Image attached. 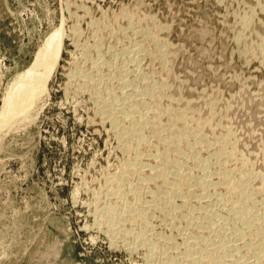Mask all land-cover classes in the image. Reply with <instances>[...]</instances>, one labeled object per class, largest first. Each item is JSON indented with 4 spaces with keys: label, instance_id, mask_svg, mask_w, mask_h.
<instances>
[{
    "label": "rangeland",
    "instance_id": "rangeland-1",
    "mask_svg": "<svg viewBox=\"0 0 264 264\" xmlns=\"http://www.w3.org/2000/svg\"><path fill=\"white\" fill-rule=\"evenodd\" d=\"M53 33L43 95L0 132V264H188L224 237L217 264H264V0H0V113Z\"/></svg>",
    "mask_w": 264,
    "mask_h": 264
},
{
    "label": "bare ground",
    "instance_id": "bare-ground-1",
    "mask_svg": "<svg viewBox=\"0 0 264 264\" xmlns=\"http://www.w3.org/2000/svg\"><path fill=\"white\" fill-rule=\"evenodd\" d=\"M240 19V18H239ZM59 30V29H58ZM61 30V29H60ZM59 30V31H60ZM56 32V31H55ZM54 32V33H55ZM63 32V31H62ZM61 32V33H62ZM53 33V34H54ZM57 34H59L60 35V32L59 33H57ZM57 34L55 35H53V36H51V38L50 39H48L47 41H45V43H44V45L42 46V48L39 50L40 52H39V56H38V59L36 60V62H35V64L32 66V68L34 69V70H32L31 72H29V73H27L26 75L25 74H18L16 77H15V79L13 80V83L12 84H10L9 86H8V88H7V92H6V94H5V97H4V99H3V110H2V112L0 113V132H2L3 131V128H9V126L10 125H12V123L15 121V119L17 118V117H20V116H22V115H24V114H26L28 111H29V109H31V105H32V102L34 101V99H36V97L38 98V96H41V90L42 89H44V86H45V83H46V79L50 76V74H51V71H52V69H53V67H54V63H55V61L57 60V58L59 57V54H60V46H61V44L60 43H62V42H60V38L59 37H62V36H57ZM82 34V33H81ZM62 35V34H61ZM53 37V38H52ZM63 38V37H62ZM60 39V40H59ZM94 40V39H93ZM82 49H83V47H82ZM253 54V53H252ZM116 57V56H115ZM121 58V57H120ZM102 65V64H101ZM127 66V65H126ZM137 69V68H136ZM40 70V71H39ZM138 70V69H137ZM122 73V72H121ZM78 74H79V72H78ZM118 76V75H117ZM127 76V75H126ZM70 77V76H69ZM80 77V76H79ZM86 78V77H85ZM113 78V77H112ZM87 79V78H86ZM144 80V79H143ZM89 82V81H88ZM117 82V81H116ZM145 82V81H144ZM142 83V82H141ZM127 85H128V83H126ZM131 84V83H130ZM87 85V84H86ZM84 86V85H83ZM104 86V85H103ZM117 86V85H116ZM124 86V85H123ZM124 88H125V86H124ZM128 88V87H127ZM138 88V87H137ZM150 88H152V87H150ZM149 87L147 88V89H145V90H143L144 89V87H143V91L142 92H139L138 91V93H140V94H142L143 95V97L145 98L146 97V95H149L150 93H151V89H150ZM80 89V88H79ZM110 89V88H109ZM113 89V88H112ZM153 89V88H152ZM161 89V88H160ZM75 91V90H74ZM77 91V90H76ZM98 91V90H97ZM121 91V90H120ZM135 91V90H134ZM128 92V91H127ZM135 92H137V91H135ZM110 93H111V91H110ZM153 93V92H152ZM95 94V93H94ZM132 94H133V92H132ZM132 94H128V95H126V97L125 98H127V96H130V95H132ZM154 94V93H153ZM152 94V95H153ZM43 95V94H42ZM114 95V94H113ZM136 95H137V93H136ZM141 95V96H142ZM145 95V96H144ZM151 95V96H152ZM135 96V95H134ZM138 96V95H137ZM136 96V97H137ZM150 96V95H149ZM76 97V96H75ZM100 97V96H99ZM105 97V96H104ZM109 97V96H108ZM123 97H124V95H123ZM135 97V98H136ZM148 97V96H147ZM155 97V96H154ZM112 98V97H111ZM119 98V97H118ZM99 99V98H98ZM121 99V98H120ZM128 99H129V97H128ZM141 99H142V97H141ZM103 100V99H102ZM123 100V99H122ZM134 100V99H133ZM151 100V99H150ZM109 101V100H108ZM130 101V100H129ZM153 101V100H152ZM25 102H26V104H25ZM107 102V101H106ZM105 102V103H106ZM142 102V101H141ZM120 103V102H119ZM140 103V102H139ZM190 103V102H189ZM141 104V103H140ZM139 104V105H140ZM98 105V104H97ZM120 105V106H119ZM119 105H117V106H119L120 107V112L123 114V112H124V109H125V107H127L126 105H124V103H123V105L122 104H119ZM131 105V104H130ZM142 105V104H141ZM95 106V105H94ZM101 106V105H100ZM96 107V106H95ZM116 107V106H115ZM131 107H132V105H131ZM131 107H129L130 108V110H133L132 112L133 113H139V111H137L138 109H137V107L134 105L133 106V109L131 108ZM144 107H147V106H144ZM103 108V107H102ZM110 108V107H109ZM128 108V107H127ZM127 108H126V110H127ZM94 109V108H93ZM115 109V108H114ZM146 109V108H145ZM148 109H149V107H148ZM106 110V109H105ZM110 110V109H109ZM99 111V110H98ZM115 111V110H114ZM117 111H118V109H117ZM137 111V112H136ZM151 111V110H150ZM182 111V110H181ZM180 111V112H181ZM95 112V111H94ZM145 112V111H144ZM163 112V111H162ZM179 112V113H180ZM101 113H103V112H100V114ZM114 113V112H113ZM130 113V112H129ZM129 113H125L124 112V115H125V117H131V115L129 116ZM151 113V112H150ZM177 113V112H176ZM96 114H97V112H96ZM99 114V115H100ZM128 114V115H127ZM130 114H132V113H130ZM141 114V113H140ZM155 114V113H154ZM186 114V113H185ZM101 115H103V114H101ZM111 115V114H110ZM110 115H109V117H110ZM139 115V114H138ZM142 115V114H141ZM182 115V114H181ZM184 115V114H183ZM140 116V115H139ZM177 116V115H176ZM185 116V115H184ZM108 117V118H109ZM133 117V116H132ZM143 117V116H142ZM171 117V116H170ZM178 117V116H177ZM176 117V118H177ZM192 117V116H191ZM224 117V116H223ZM111 119H112V122H113V127L114 128H117L116 127V122H115V120H113L115 117L113 116V117H110ZM109 118V119H110ZM94 119V118H93ZM99 119V118H98ZM105 119H107V116L105 117ZM119 119V118H118ZM130 119H133V118H130ZM141 119V118H140ZM179 119V118H178ZM177 119V120H178ZM182 119V118H181ZM184 119V118H183ZM187 119H189V117L187 118ZM20 120H21V118H20ZM147 120V119H146ZM180 120V119H179ZM185 120V119H184ZM196 120V119H195ZM102 121V120H101ZM139 121V120H138ZM145 121V120H144ZM158 121V120H157ZM171 121V120H170ZM187 121V120H186ZM26 122V121H25ZM104 122V121H103ZM102 123V122H101ZM105 123V122H104ZM154 123V122H153ZM207 123V122H206ZM110 124V123H109ZM136 125V124H135ZM134 125V126H135ZM144 125H145V123H144ZM170 125V124H169ZM197 125V124H196ZM130 126V125H129ZM204 126H206V125H204ZM131 127H132V125H131ZM139 127V126H138ZM155 127V126H154ZM195 127V126H194ZM7 128V129H8ZM134 128V127H133ZM133 128H132V130H133ZM4 129V130H5ZM130 129V128H129ZM128 129V130H129ZM128 130H127V132H128ZM198 130V129H197ZM193 131V130H192ZM116 132V131H115ZM152 132V131H151ZM129 133V132H128ZM130 133H132L131 131H130ZM181 133V132H180ZM125 134V133H124ZM165 134V133H164ZM187 134V133H186ZM136 135V134H135ZM126 136V135H125ZM184 136V135H183ZM115 137V136H114ZM187 137V136H186ZM131 138V137H130ZM138 138V137H137ZM136 138V139H137ZM151 138H153V137H151ZM172 138V137H171ZM176 138V137H175ZM178 138V137H177ZM182 138V137H181ZM154 139V138H153ZM163 140V139H162ZM183 140V139H182ZM148 141V140H147ZM164 141H166V140H164ZM221 141V140H220ZM159 142V141H158ZM123 143V142H122ZM219 143V142H218ZM141 144V143H140ZM146 144V143H145ZM162 144V143H161ZM178 144V143H177ZM209 144V143H208ZM230 144V143H229ZM127 145V144H126ZM125 145V146H126ZM144 145V144H143ZM149 146V145H148ZM166 146V145H165ZM233 146V145H232ZM128 147V146H127ZM181 148V147H180ZM184 148V147H183ZM192 148V147H191ZM225 148H227V147H225ZM126 150H127V148H126ZM194 150V149H193ZM225 150V149H224ZM155 152H156V150H155ZM157 153V152H156ZM158 154V153H157ZM164 154V153H163ZM218 154V153H217ZM220 154V153H219ZM129 155V154H128ZM139 155V154H138ZM141 155H142V153H141ZM221 155V154H220ZM219 155V156H220ZM223 155H224V153H223ZM235 155V154H234ZM213 156H214V154H213ZM153 157V156H152ZM182 157V156H181ZM208 157V156H207ZM211 157V156H210ZM233 157V156H232ZM154 158V157H153ZM262 158H264V157H262ZM261 158V159H262ZM155 159V158H154ZM206 159V158H205ZM167 160H168V158H167ZM172 160V159H171ZM208 160V159H207ZM216 160V159H215ZM218 160V159H217ZM226 160V159H225ZM159 161V160H158ZM195 161H196V159H195ZM230 161V160H229ZM172 162V161H171ZM204 162H205V160H204ZM216 162V161H215ZM264 162V161H263ZM213 163V162H212ZM158 164V163H157ZM169 164V163H168ZM173 164V163H172ZM171 163H170V165L171 166H174V165H172ZM177 164V163H176ZM205 164V163H204ZM244 164V163H243ZM264 164V163H263ZM132 165V164H131ZM137 165V164H136ZM139 165V164H138ZM170 165L168 166L169 168H171L170 167ZM182 165H183V163H182ZM201 165V164H200ZM147 166H149V165H147ZM159 166H161V165H159ZM167 166V165H166ZM140 167V166H139ZM151 167V166H150ZM179 167V166H178ZM180 167H181V165H180ZM137 168V167H136ZM143 168H144V166H143ZM176 168V167H175ZM122 169V168H121ZM155 168H153V170H154ZM156 169H158V168H156ZM156 169L154 170V171H156ZM182 169V168H181ZM185 169V168H184ZM205 169V168H204ZM242 169V168H241ZM150 170H152V169H150ZM159 170H160V168H159ZM165 170V169H164ZM179 170H180V168H179ZM197 170V169H196ZM246 170V169H245ZM126 171V170H125ZM124 171V172H125ZM142 171V170H141ZM166 171V170H165ZM186 171V170H185ZM184 171V172H185ZM159 172V171H158ZM161 172V173H160ZM160 174L159 175H161V174H163L162 172H164L163 170L161 171L160 170ZM201 172V171H200ZM130 173V172H129ZM157 173V172H156ZM177 173V172H176ZM175 173V174H176ZM180 173H181V171H180ZM189 173V172H188ZM223 173V172H222ZM253 173V172H252ZM152 174H154V173H152ZM158 174V173H157ZM168 174H170V173H168ZM228 174V173H227ZM247 174V173H246ZM122 175V174H121ZM120 175V176H121ZM124 175V174H123ZM179 175V174H178ZM183 175V174H182ZM205 175H206V173H205ZM221 175V174H220ZM244 175V174H243ZM164 176V175H163ZM162 176V177H163ZM165 176H166V174H165ZM177 176V175H176ZM196 176V175H195ZM157 177V176H156ZM219 177V176H218ZM115 178V177H114ZM150 178V177H149ZM179 178V177H178ZM224 178V177H223ZM165 179V178H164ZM180 179H182V178H180ZM195 179V178H194ZM207 179V178H206ZM255 179V178H254ZM120 180V179H119ZM141 180V179H140ZM143 181V180H142ZM186 181V180H185ZM206 181V180H205ZM205 181L202 183V184H205ZM164 182V181H163ZM180 182V181H179ZM121 183V182H120ZM128 183V182H127ZM166 183V182H165ZM169 183H171V182H169ZM187 183V182H186ZM208 183V182H207ZM176 184V183H175ZM198 184V183H197ZM238 184V183H237ZM236 184V185H237ZM168 185V184H167ZM170 185V184H169ZM201 185V184H200ZM227 185H231L230 183H228ZM176 186V185H175ZM188 186V185H187ZM202 186V185H201ZM204 186V185H203ZM208 186V185H207ZM221 186H222V184H221ZM235 186V183H234V185H231L230 187H234ZM264 186V185H263ZM185 187V186H184ZM206 187V186H205ZM204 187V188H205ZM238 186H236L235 188H237ZM146 188V187H145ZM158 188V187H157ZM181 188V187H180ZM179 188V189H180ZM202 187H200V189H201ZM245 188H246V186H245ZM203 189V188H202ZM229 190H230V188H228ZM232 189V188H231ZM238 189H239V187H238ZM135 190V189H134ZM233 191L235 190V189H232ZM246 190V189H245ZM170 191V190H169ZM236 191V190H235ZM238 191V190H237ZM113 192V191H112ZM115 192V191H114ZM173 192V191H172ZM245 192V191H244ZM169 193V192H168ZM187 193V192H186ZM239 193V192H238ZM117 194H118V191H117ZM178 194V193H177ZM114 195V194H113ZM168 195V194H167ZM179 195H181V194H179ZM195 195V194H194ZM214 195V194H213ZM221 195V194H220ZM247 195V194H246ZM252 196V195H251ZM115 197V196H114ZM188 197V196H187ZM226 197V196H225ZM245 197V196H244ZM243 197V198H244ZM247 197V196H246ZM154 198H155V196H154ZM166 198V197H165ZM168 198V197H167ZM170 198V197H169ZM174 198V197H173ZM176 198V197H175ZM186 199V198H185ZM196 199V198H195ZM205 199V198H204ZM227 199V198H226ZM138 200H139V198H138ZM248 200V199H247ZM246 200V201H247ZM148 201V200H147ZM187 201V200H186ZM218 201V200H217ZM231 201V200H230ZM135 202V201H134ZM264 202V201H263ZM116 203V202H115ZM167 203V202H166ZM241 203V202H240ZM170 204V203H169ZM233 204V203H232ZM261 204H263V203H261ZM129 205V204H128ZM147 205V204H146ZM164 205V204H163ZM209 205V204H208ZM213 205V204H212ZM242 206H243V204H241ZM241 205L238 207L239 209H237V212L236 213H234V214H236V216H235V219H237V220H241V222H242V220L244 221L246 218H248V217H246V213L247 212H245L244 210H241V209H245V207L244 208H242L241 207ZM152 206V205H151ZM154 206H155V204H154ZM164 206H166V205H164ZM169 206V205H168ZM231 206V205H230ZM192 207V206H191ZM212 207V206H211ZM232 207H233V205H232ZM134 208V207H133ZM152 208V207H151ZM155 208V207H154ZM162 208V207H161ZM188 208V207H187ZM198 208V207H197ZM202 208V207H201ZM210 208V207H209ZM213 208V207H212ZM241 208V209H240ZM110 209V208H109ZM156 209V208H155ZM111 210V209H110ZM110 210H108V211H110ZM238 210H240L239 212H238ZM250 210V209H249ZM97 211V210H96ZM141 211V210H140ZM112 212V211H111ZM149 212V211H148ZM107 213V212H106ZM249 213V212H248ZM251 213V212H250ZM110 213H108V215H109ZM136 214V213H135ZM164 214V213H163ZM185 215V214H184ZM252 215V214H251ZM102 216V215H101ZM131 216V215H130ZM146 216V215H145ZM179 216V215H178ZM215 216H216V214H215ZM250 216V215H249ZM252 216H254V215H252ZM137 217V216H136ZM180 217V216H179ZM220 217V216H219ZM256 218H257V216H255ZM169 218V217H168ZM210 218V217H209ZM223 218V217H222ZM221 218V219H222ZM254 218V217H253ZM252 218V219H253ZM192 219V218H191ZM227 219H228V217H227ZM251 219V218H250ZM250 219H249V221H250ZM111 220V219H110ZM145 220V219H144ZM207 220V219H206ZM216 220V219H215ZM255 220V219H254ZM220 221V220H219ZM247 221L248 220H246V221H244V222H246L247 223ZM257 221H258V219H257ZM262 221V220H261ZM114 222V221H113ZM125 222V221H124ZM212 222V221H211ZM215 222V221H214ZM213 222V223H214ZM259 222V221H258ZM180 223V222H179ZM219 223V222H218ZM249 223V222H248ZM110 224V223H109ZM113 224V223H112ZM210 224H212V223H210ZM225 224H227V223H225ZM242 224V223H241ZM244 224V223H243ZM252 224V223H251ZM195 225V224H194ZM214 224H212V226H213ZM254 225V224H253ZM198 226V225H197ZM218 226V225H217ZM240 226V225H239ZM250 226V225H249ZM110 227V226H109ZM183 227V226H182ZM209 227V226H208ZM218 227H220V226H218ZM251 227H253V226H251ZM144 228V227H143ZM212 228V227H211ZM234 228V227H233ZM241 228V227H240ZM184 229V228H183ZM196 229V228H195ZM213 229V228H212ZM228 229V228H227ZM231 229V228H230ZM229 229V230H230ZM236 229V228H235ZM238 229V228H237ZM247 229V228H246ZM128 230V229H127ZM151 230V229H150ZM245 230V229H244ZM248 230H250V229H248ZM256 230V229H255ZM218 231H219V229H218ZM237 231V230H236ZM227 232H229V231H227ZM239 232V231H238ZM134 233V232H133ZM232 233V232H231ZM228 234V236H231L232 235V237H233V235L234 234ZM240 233V232H239ZM245 233V232H244ZM255 233V232H254ZM259 233V232H258ZM189 234V233H188ZM187 234V235H188ZM238 234V233H237ZM259 234H261V233H259ZM157 235V234H156ZM209 235V234H208ZM223 235H225V234H223ZM239 235V234H238ZM241 235V234H240ZM242 235H243V232H242ZM258 235V234H257ZM158 236V235H157ZM216 237H218L217 235H215ZM220 236V235H219ZM141 237V236H140ZM190 237V236H189ZM203 237V236H202ZM215 237V238H216ZM236 237V236H235ZM257 237V236H256ZM239 238V237H238ZM242 238H244V237H242ZM139 239V238H138ZM146 239V238H145ZM145 239H144V242H145ZM148 239H149V237H148ZM194 239V238H193ZM234 239V238H233ZM249 239H251V238H249ZM140 240V239H139ZM186 240V239H185ZM184 240V241H185ZM198 240V239H197ZM201 240V239H200ZM203 240H204V238H203ZM231 240V239H230ZM148 241V240H147ZM150 241V240H149ZM170 241V240H169ZM187 241H188V239H187ZM189 241H191L190 239H189ZM202 241V240H201ZM227 241H229L228 239H225V237L223 238V239H220L219 241H210L211 242V244L209 245V247H207V245H206V247L203 249V248H201L200 249V247H199V251L198 250H196L195 249V247H197L198 245V243L196 242V240H195V242H190V244H188V246L186 247V249H184L185 250V254L182 256V257H187V258H189V262H190V264H217V262H219L220 263V261H221V259L220 258H217L215 255H217V253H219L218 255L220 256V254L221 255H223V256H225L224 254H226V253H222L223 251H224V249L227 247V244L230 242H227ZM232 241V240H231ZM142 242V241H141ZM172 242V241H171ZM264 242V241H263ZM157 243V242H156ZM169 243V242H168ZM188 243V242H187ZM197 243V244H196ZM147 244H148V242H147ZM150 244V246H148ZM147 246H148V248H150V249H152L153 247H154V245H155V243H154V245L152 246L151 245V242L149 243ZM160 244V243H159ZM166 244V243H165ZM205 244V243H204ZM232 244H235V243H232ZM250 244V243H249ZM197 245V246H196ZM151 246H152V248H151ZM245 246V245H244ZM229 247V246H228ZM231 247V246H230ZM251 247V246H250ZM167 248V247H166ZM234 248V247H233ZM259 248H260V246H259ZM147 249V248H146ZM149 249V250H150ZM154 250L156 249L155 247L153 248ZM236 249V248H235ZM238 250V249H237ZM152 252H153V250H151ZM150 251V252H151ZM160 251V250H159ZM183 251V250H182ZM151 252V253H152ZM227 252V251H226ZM237 252V251H236ZM251 252V251H250ZM258 252H260V254L262 253V249H261V251L259 250ZM182 253V252H181ZM160 254V253H159ZM259 254V253H258ZM257 254V255H258ZM186 255V256H185ZM256 255V254H255ZM263 255H264V253H263ZM244 256V255H243ZM225 257H227V256H225ZM230 257V256H229ZM240 257V256H239ZM163 258V257H162ZM222 259H223V257H221ZM168 259V258H167ZM181 259V258H180ZM220 259V260H219ZM153 260V259H152ZM183 260V259H182ZM188 260V259H187ZM219 260V261H218ZM229 260V259H228ZM170 262V261H169ZM183 262H185V261H183ZM183 262H180L181 264L183 263ZM189 262H188V264H189ZM224 262V261H223ZM187 263V262H186ZM185 263V264H186ZM256 263V262H255ZM173 264V263H172ZM233 264V263H232Z\"/></svg>",
    "mask_w": 264,
    "mask_h": 264
}]
</instances>
